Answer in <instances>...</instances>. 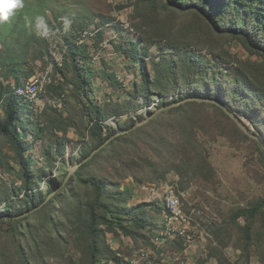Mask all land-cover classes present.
<instances>
[{"label": "rangeland", "instance_id": "rangeland-1", "mask_svg": "<svg viewBox=\"0 0 264 264\" xmlns=\"http://www.w3.org/2000/svg\"><path fill=\"white\" fill-rule=\"evenodd\" d=\"M160 1L24 0L23 9L6 24L17 22L19 13L26 12V8L31 9L25 34L33 38V44L38 42L36 43L38 46H43L41 39H44L49 51V55L32 61L30 54L38 46L31 45L22 70L23 73L31 72V76L45 71L54 62L63 60L66 53L65 38L75 37L78 44L86 45L92 57L88 62L92 68L90 96L94 102L106 109L112 102L119 103L121 108L128 106L124 105V102L132 90L133 83L139 81L140 67L137 62L127 58L124 51L130 48L132 41L142 36L150 43H141L139 47L146 45L156 61H160L161 57H168L180 62L182 53H202L207 57L208 63L214 59L220 63L215 71L219 73L217 75L222 81H231V76L227 75V73L231 75V72H227L226 68H242L256 84L264 87V68L260 66L264 63V57L258 54L259 48L247 49L243 42L228 34L216 36L208 22L197 20L187 13L166 11L158 4ZM36 17L44 18L47 24L46 34H37L33 27L34 23L31 22V19ZM65 17L72 21L67 31L62 22V18ZM59 25L62 26L61 33L56 29ZM81 25L84 27L83 32L75 28ZM2 26L3 24H0V36L2 32L5 35L10 33L8 39H15L16 35H19L18 28L11 33L12 24L6 28ZM98 33L101 35L100 38ZM168 45L175 48H168ZM147 63V70H150L149 61ZM221 72L224 74L220 75ZM65 73L69 78L72 76L68 69ZM109 74L115 76L121 86H111L107 79ZM52 78L55 84H60L57 87L63 84L67 92L65 98L67 105L65 107L54 105L59 99V92L49 91L42 97L41 105L33 111L34 113L23 109V117L27 119L28 125L32 126V122H35L44 129V142L38 140L32 143V136H26V141L30 145L29 153L33 154L38 166H42L45 161L41 156V149L49 147L55 141V135L66 146L64 157L68 160L72 156L78 158L82 146L92 141L87 132L85 135L80 133L79 136L73 127L68 128L65 136L63 132L57 130L56 127H63L61 124H55L60 117L63 123L75 119L81 123V111L76 98L72 97L75 90L73 85L55 71ZM196 78L197 75H190V79ZM187 102L190 101H185L177 107ZM139 103H142L141 98ZM235 107H240V104L236 103ZM145 108L153 112L157 106L156 103L149 107L144 104L138 110L141 119L137 123L147 117ZM192 108V115L200 125L196 131L203 148L202 156L210 163L214 179L207 181L202 178L195 179L191 169L186 167V164L182 165L180 160L186 156L190 157V151L179 150L181 142L176 135L177 132L168 125V119L165 118L158 123V137L163 136L167 148L159 143L158 146L149 147L142 143L136 144L135 147L126 145L119 150L120 157L110 156L83 171L85 177H97L117 183L110 192L122 193L117 202H120V205L123 203L127 209L145 203L148 205L144 210L138 211L140 216L148 221L143 229L135 233L136 229L130 227L132 234L129 236L118 231L106 232L102 245L111 250L124 264H264L262 217L253 221L250 250L245 249L246 241L242 234L246 225L245 220L240 218L235 225L231 221L232 215L238 209L247 208L264 197V126L261 125L264 124V107L255 113L245 110L254 122L260 121V126H255L249 117L237 112V116L250 130L251 135L242 132L233 120H226L211 108L203 110ZM109 110L113 111V107ZM126 116L123 114L120 118L125 120ZM30 117L31 120H28ZM112 118L114 117H109L106 121ZM0 151L9 159L4 158V162H8L16 169L14 161L10 160L11 147L1 135ZM147 159L148 162L145 161ZM55 165L51 177L58 175L55 171L58 162ZM77 167L78 165H69L70 175ZM46 171L49 172L48 169ZM0 177L2 194L3 190H10V186L13 187L16 180L2 169ZM17 185L18 182L15 186ZM169 185H175L177 191L182 194L180 203L192 224L194 240L189 245L181 242L182 247L177 245V241L174 242L165 235L164 218L161 216L163 210L158 209V204L157 206L155 204L160 199L162 201V196H158V189ZM75 187L77 200L82 206L95 197L87 185L76 183ZM40 189L46 191L47 187L42 183ZM145 196H150L149 202H143ZM22 197L23 193L18 196ZM10 198L14 199V196ZM66 205L72 207L70 201H66ZM73 206L77 208L76 205ZM48 208L47 212L32 216L19 226L8 221L0 223L2 264H86L83 261L84 252L82 249L79 250V243H76L78 237L72 233L79 222L70 225L65 223L64 217L57 216V210L61 208L58 203ZM49 213L55 223L54 226L46 218ZM148 223L152 227H147ZM57 236L61 237V241ZM106 264L114 263L107 261Z\"/></svg>", "mask_w": 264, "mask_h": 264}, {"label": "trees", "instance_id": "trees-1", "mask_svg": "<svg viewBox=\"0 0 264 264\" xmlns=\"http://www.w3.org/2000/svg\"><path fill=\"white\" fill-rule=\"evenodd\" d=\"M158 4L166 11H173L178 14L187 13L197 20H204L209 23L211 30L215 35L217 34L216 36L228 34L243 42L247 49L259 48L258 54L264 57V0H161ZM30 10L26 8V12L19 13L17 22L3 24V28L12 24L11 33L17 31L18 28L19 35H16L15 39H8L10 33L5 35L2 32L0 36V135L10 145L12 151V159L10 160L14 161L16 166L15 169L8 162L5 163L4 158H8L4 157L0 151V170L2 169L6 174H11L16 180L13 187L10 186V190H3V193L0 194V223L8 221L19 226L30 217L47 212L48 207L52 204L58 203L61 208L57 210V216L64 217L65 223L70 225H74L76 221L79 222L78 227L72 233L78 237L76 243H79V250L82 249L84 252L83 261L86 264H106L107 261L114 264H124L111 250L102 245L104 234L118 231L129 236L132 234L130 227H134L135 233H137L148 222L140 216L138 211L144 210L148 205L145 203L127 209L123 203L120 205V202H117L122 193L112 194L110 192L112 187L117 186V183L97 177H85L84 169L92 164L102 162L110 156L120 157L119 150L126 145L135 147L136 144L142 143L145 147H149L150 145L158 146L159 143L167 148L163 136L158 137V123L167 118L168 125L176 130V135L180 139L179 150L183 152L189 150V155L191 154L190 157L186 156L180 160L182 165L185 166L186 164V167L191 169L195 179L213 180L214 171L207 158L202 156L203 148L196 131L200 125L192 115V107L202 110L211 108L230 121V118L217 105L206 101H190L175 109L170 108L153 117L146 124L135 127L141 119L138 110L144 104L150 106L154 102H157L156 106L159 108L185 99L199 98L222 101L236 115L237 112L242 113L251 119L252 117L247 115L246 111L250 110L251 113H255L264 107V87L256 84L242 68H226L227 72H231V75L227 73L228 76H231V81H222L217 75L219 73L215 71L220 63L217 59L208 63L207 57L202 53H182L180 62L168 59V57H161L160 61H156L155 57L149 53L146 45L139 47L141 43H150L142 36L138 40L132 41L129 49L123 50L124 55L137 62L140 67L139 81L133 83L132 90L124 102V105L128 106L121 108L119 103L112 102L107 105L106 109V107L94 102L90 96L92 68L88 62L92 60V57L87 46L78 44L75 37L65 38V56L61 60L60 66L56 62L52 64L53 72L59 73L64 80H68V83L73 85L75 90L72 97L74 96L79 104L81 123L76 119L71 121L66 119L70 122L63 123L60 117L55 121V124H61L63 127L56 128L63 132L64 136L68 132V128L72 127L79 136L80 133L85 135L87 132L92 141L82 146L78 158L72 156L68 160L64 157L66 146L55 135V141H49V143L52 142L51 145L41 149V156L45 161L42 166H38L33 154L29 153L30 145L26 141V136H32V143L38 140L44 142V129L35 122H32V126L28 125L27 119L23 117V109L30 113L33 110L13 90V87L22 84L23 79L26 80L31 76V72L23 73V64L26 63L25 60L28 58L31 45L38 46L36 44L38 42L33 44V38L25 34ZM31 20L35 24V19ZM61 27L59 25L56 28L58 33L62 32ZM75 28L81 32L84 30L83 25ZM98 37H101L99 33ZM41 43L43 46L39 45L30 54L32 61L49 55L44 39H41ZM117 48L121 49V47ZM168 48L173 49L175 47L168 45ZM146 59L149 61L150 70H147L148 61ZM260 66L264 68V63ZM66 69L72 73L70 78L65 73ZM194 74L197 75V78L190 79V75ZM222 74L224 73L221 72L220 75ZM107 79L111 86H121L115 76L109 74ZM59 85L53 82L47 87L46 93L49 91L59 92V98L63 95L61 107H65L67 105L65 100L67 92H65L63 84H61L62 87H57ZM139 98L142 99V103H139ZM236 103H239L240 107H235ZM112 107L113 111H110L109 109ZM148 113L150 115L152 112L148 111ZM123 114L127 115L125 120L120 118ZM109 117H114L117 120L118 129L122 132L127 131V133L118 136L92 155L118 130L116 127L105 123ZM28 120H31V117ZM252 123L255 126L261 124L260 121L254 122L253 120ZM261 125L264 126V124ZM77 126L79 127L77 128ZM90 156L91 158L88 159ZM139 159L142 158L139 157ZM145 161L148 162V159ZM56 162H58V167L55 171L58 175L51 177ZM69 165H78L71 175ZM47 169L49 172L46 171ZM0 181H2L1 177ZM17 182L19 185L15 186ZM42 183L47 187L46 191L40 189ZM76 183L87 185L95 195L93 200L85 206L79 204L77 200ZM21 193H23V197L18 198ZM50 194H53L52 198L38 211L33 214L29 213L42 205ZM10 196H14V199ZM66 201H70L72 207L66 205ZM73 205H76L77 208H73ZM26 213L29 214L19 217ZM260 217H262V229L264 231V197L247 208L238 209L231 217L234 225L240 218L246 222L242 231L246 241V250H250L253 221ZM46 218L52 226L55 225L50 213L47 214ZM56 223H58L57 220ZM148 224L147 227H152L150 223ZM57 237L61 241V237ZM173 241H177V245L182 247L180 238L177 237ZM0 264H2L1 257Z\"/></svg>", "mask_w": 264, "mask_h": 264}, {"label": "built area", "instance_id": "built-area-1", "mask_svg": "<svg viewBox=\"0 0 264 264\" xmlns=\"http://www.w3.org/2000/svg\"><path fill=\"white\" fill-rule=\"evenodd\" d=\"M56 63L60 66L61 60ZM52 75L53 66L51 65L45 71L30 76L20 86L13 87V90L18 97L30 105L29 107L33 111H36L41 105V99L46 94L47 87L55 82ZM62 99L63 95L54 102V105L60 107ZM155 103L157 102L153 104ZM181 197L182 194L177 191L175 185L165 186L162 189V205L165 212V235L171 240L178 237L184 245H189L194 240V235L192 233L190 218L182 209L180 203Z\"/></svg>", "mask_w": 264, "mask_h": 264}, {"label": "water", "instance_id": "water-1", "mask_svg": "<svg viewBox=\"0 0 264 264\" xmlns=\"http://www.w3.org/2000/svg\"><path fill=\"white\" fill-rule=\"evenodd\" d=\"M193 100H197V101H206V100H203V99H198V98H192V99H186V100H183L181 102H178V103H175V104H172V105H169L167 107H159L157 108L155 111H153L149 116H148V111H150L148 108H145V116L147 117H144V119H142L141 122L137 123L135 125V127H140L144 124H146L150 119H152L153 117L159 115L160 113L162 112H165L167 110H169L170 108L172 107H177L178 105H180L181 103H184L185 101H193ZM208 101V100H207ZM208 102H211L215 105H217L224 113L225 115H227L231 120H233L235 122V124L239 127V129L244 132L245 134L247 135H251L250 134V130H248L247 126L242 122V120L232 111H230L226 106L225 104L221 101V102H217V101H208ZM107 125H110V126H113V127H117V120L115 118H112L108 121L105 122ZM127 133V131H120L119 129L117 130V132L112 135L110 138L107 139V141L102 144L96 151L93 152L92 155H94L96 152L100 151L102 148H104L106 145H108L112 140H114L115 138H117L118 136L122 135V134H125ZM91 155V156H92ZM91 156L89 158H91ZM64 184V183H63ZM53 194H50L47 198H46V201L36 207L34 210L30 211L29 213H33L35 211H38L48 200H50L52 198ZM29 213H26L24 215H21L19 217H24L25 215H28ZM18 217V218H19Z\"/></svg>", "mask_w": 264, "mask_h": 264}, {"label": "clouds", "instance_id": "clouds-1", "mask_svg": "<svg viewBox=\"0 0 264 264\" xmlns=\"http://www.w3.org/2000/svg\"><path fill=\"white\" fill-rule=\"evenodd\" d=\"M23 7L24 0H0V24L8 23ZM62 22L65 31L69 30L72 21L65 17ZM34 27L39 35L47 33V24L43 17H36Z\"/></svg>", "mask_w": 264, "mask_h": 264}, {"label": "crops", "instance_id": "crops-1", "mask_svg": "<svg viewBox=\"0 0 264 264\" xmlns=\"http://www.w3.org/2000/svg\"><path fill=\"white\" fill-rule=\"evenodd\" d=\"M162 189H163V187L162 188H160V189H158V196L160 197V196H162ZM155 194V193H154ZM146 197V196H145ZM150 196H147L146 198H145V200L143 201V202H149L150 200ZM161 199L160 200H158V201H156V206H157V204H158V209H162L161 211H162V214H161V216L164 218V216H165V212H164V209H163V206H161ZM160 205V206H159ZM153 208V207H152Z\"/></svg>", "mask_w": 264, "mask_h": 264}]
</instances>
